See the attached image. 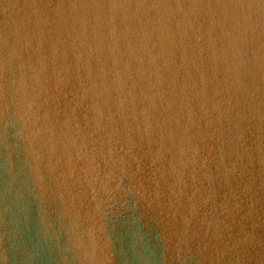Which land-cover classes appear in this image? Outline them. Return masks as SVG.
<instances>
[{"label": "water", "instance_id": "water-1", "mask_svg": "<svg viewBox=\"0 0 264 264\" xmlns=\"http://www.w3.org/2000/svg\"><path fill=\"white\" fill-rule=\"evenodd\" d=\"M0 264H264V0H0Z\"/></svg>", "mask_w": 264, "mask_h": 264}]
</instances>
